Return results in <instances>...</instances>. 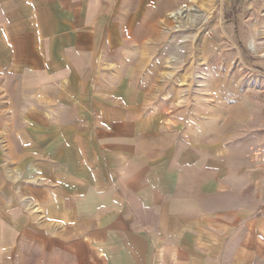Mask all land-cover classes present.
Listing matches in <instances>:
<instances>
[{"label": "rangeland", "instance_id": "rangeland-1", "mask_svg": "<svg viewBox=\"0 0 264 264\" xmlns=\"http://www.w3.org/2000/svg\"><path fill=\"white\" fill-rule=\"evenodd\" d=\"M102 2L97 90L89 92L96 100L80 92L97 105L77 110L57 92L55 106L37 108L30 88L0 89V264H87L85 252L70 256L57 245L107 229L122 210L135 215L127 199L133 188L146 190L135 193L134 211L157 229L164 205L156 194L167 185L160 175L177 146L184 164L210 176L198 179L205 194L196 207L213 223L183 236L210 250L187 257L264 264V0ZM76 134L86 147L87 134L96 136L98 162L111 167L102 176L79 165ZM133 161L152 177L131 186L123 167ZM64 211L71 227L55 223ZM137 232L154 258L153 235Z\"/></svg>", "mask_w": 264, "mask_h": 264}, {"label": "crops", "instance_id": "crops-1", "mask_svg": "<svg viewBox=\"0 0 264 264\" xmlns=\"http://www.w3.org/2000/svg\"><path fill=\"white\" fill-rule=\"evenodd\" d=\"M102 1L0 0V85H3L0 89L7 87L9 83L16 84V88L21 91L30 88L36 93L31 105L37 108L44 105L55 106L57 92H64L59 97L66 98V106L77 109L85 105H97L92 102L85 104L84 95L80 92L87 91L89 100H96L89 92L97 90L93 75L96 74L99 26L97 14L103 5ZM77 110L75 119L79 117ZM48 120L50 121L49 116ZM78 120L79 118L76 121ZM86 137L87 147L83 145V134L75 135L78 142L72 153L80 155L79 165L94 171L98 178L106 168L109 170L111 167L98 162L96 136L87 134ZM130 149L127 148L129 151ZM182 151V146H177L176 153L173 151L174 154H169L170 163H166L160 175L167 185L156 194L160 197L158 201L164 205V212L158 217L157 229L141 221V216L134 211L135 193L141 195L146 190L140 188L134 191L133 188L127 199L137 220H140L138 226L135 215L122 210L123 216L116 215V221L107 229L95 228L78 241L58 244L57 250H64L70 256L73 251H83L88 255L87 264H202L198 254H193L189 259L186 252L209 251L210 247L197 243L189 245L184 242L183 236L185 232L189 235L204 234L208 225L213 223L208 214L201 213L196 207V202L202 200L205 194L200 189L198 179L200 176H210L209 173H196L190 163L184 164L185 160L180 156ZM133 152L134 150L129 153ZM127 164L129 167L123 168L130 170L127 175L128 185L135 184L136 178L145 180L152 177L144 176L146 172L142 175V171L149 168L146 164L134 165V161ZM136 171L140 173L137 174ZM173 180L176 182L175 188L169 189ZM54 220L64 228L73 224L72 215L66 211ZM141 230L154 237V258L151 256L152 247L137 236V231ZM169 233L176 235L175 240L159 242L161 236ZM114 234L125 235V240L114 242ZM123 250L133 258L119 261L118 252ZM136 251L142 252L141 256L144 257L137 259ZM163 252L174 254L168 258Z\"/></svg>", "mask_w": 264, "mask_h": 264}]
</instances>
